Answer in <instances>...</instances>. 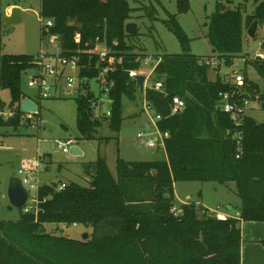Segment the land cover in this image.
<instances>
[{
    "label": "trees",
    "instance_id": "obj_1",
    "mask_svg": "<svg viewBox=\"0 0 264 264\" xmlns=\"http://www.w3.org/2000/svg\"><path fill=\"white\" fill-rule=\"evenodd\" d=\"M255 3L254 12L245 18L241 7L222 4L209 17L207 36L219 66L232 65L239 57L244 33L255 20L264 24V0ZM178 4V12L190 8L189 0ZM132 11L129 0H42L41 7L42 20L54 22L50 32L60 35L63 55H81L82 79L99 76L97 45L111 50L103 64L113 67L107 75L112 85L110 115L105 119L117 132L123 121V97L135 99L140 89L131 73H139L148 58L130 45L140 35L139 25L130 21ZM154 13L153 7L150 17L156 18ZM4 18L0 0V112L16 110L11 118L0 113V125L17 127L22 100L28 97L38 104L22 87L23 74L35 66L36 58L3 53ZM165 23L178 37L182 52L158 56L152 80L162 81L166 91L148 86L144 93L162 116L157 121L159 130L169 133L164 138L167 158L119 157L116 177L106 158L99 156L86 169L87 185L71 182L59 189L61 183L43 184L37 214L20 208L18 219L0 218V264H241V222H264V122L247 115L237 124L220 109L219 94L230 90L231 84L208 77L210 66L201 63L205 57L191 53L177 14L170 13ZM76 33L81 35L79 43ZM252 64L264 78V61ZM244 73L245 92L253 98L258 95L264 109V91ZM5 89L10 90V105L16 108L4 104ZM175 95L186 106L172 113ZM76 100L80 138L92 139L103 122L94 111L98 98L88 89ZM176 181L234 182L242 201L239 216L219 218L196 201L182 203L175 215ZM1 194L0 187V203ZM47 223L83 224L93 231L88 239H76L47 232Z\"/></svg>",
    "mask_w": 264,
    "mask_h": 264
},
{
    "label": "rangeland",
    "instance_id": "obj_2",
    "mask_svg": "<svg viewBox=\"0 0 264 264\" xmlns=\"http://www.w3.org/2000/svg\"><path fill=\"white\" fill-rule=\"evenodd\" d=\"M190 8L187 11H179L178 0H129L132 11L130 21L136 22L140 27V35L131 39L130 45H136L135 52L148 56L143 61V68L139 72L150 77L147 85L153 84L155 77L154 67L158 56L164 53H180L182 46L176 34L166 25L165 20L169 14H177L178 20L185 30L188 38L191 53L207 58H216L218 55L214 51L207 36L209 30V17L217 10L218 4L230 6L231 8L241 7L243 18L254 12L255 0H189ZM4 12L15 8V4L22 10L23 20L20 23L11 24L2 22L3 53L12 54H34L39 53L42 46L48 48L46 39L42 38V0H2ZM155 8L156 18L150 17V9ZM264 41V24L258 26L257 36L252 38L248 35V30L243 36V49L232 65L224 62L221 65H210L208 77L216 80L229 78L234 70L246 71L248 77L258 83L264 91V78L258 68L252 64H246L242 56H254L258 51L264 53V46L260 42ZM46 44V45H45ZM105 45H101L103 47ZM215 62V59H213ZM244 74V73H243ZM245 75V74H244ZM29 75L23 74V90L39 105L41 126L31 125L26 120H21L20 125H0V187L1 219H18L20 208L11 205L7 188L10 177L19 176V170L26 160L41 154L45 161L39 171L38 179L43 184L78 182L82 185L89 183L90 177L86 169L99 157L106 158L108 166L114 176H118L117 161L121 157L125 160H154L166 157L164 148L149 147L146 145L148 136L140 138V132H153L157 139L160 134L156 128L154 110L146 109L147 100L145 93L137 91L136 98L123 97V121L120 131H114L109 126V120L105 119L110 111L111 99L109 93L104 89L100 78H89V91L95 98L101 100V104L94 108L95 115H100L102 125L93 134L92 139L80 138L78 128V94L72 95L62 87L55 91L52 87V96L46 99H38L37 87L28 86ZM61 85H64L62 83ZM146 88V87H145ZM65 92V93H64ZM4 104L10 105L11 93L9 89L1 92ZM2 110V107H0ZM249 115L258 122H264V109L253 101L249 105ZM4 115V114H3ZM5 116V115H4ZM6 117V116H5ZM41 139V140H39ZM74 140L70 145L79 146L83 151L81 155H73L64 152L58 147V140ZM162 143V140H161ZM92 167V166H91ZM175 205L180 206L186 201L204 200L205 205L217 216L221 210L233 211L229 209L230 203L235 205L241 203V198L237 193L234 182L221 184L216 181H176ZM202 191V196L199 192ZM188 195H191L188 198ZM238 204V205H239ZM237 205V204H236ZM238 206H234L236 209ZM215 212V213H214ZM47 232L57 235H65L76 239H83L85 233L91 235L92 227L83 224H57L47 223Z\"/></svg>",
    "mask_w": 264,
    "mask_h": 264
},
{
    "label": "built area",
    "instance_id": "obj_3",
    "mask_svg": "<svg viewBox=\"0 0 264 264\" xmlns=\"http://www.w3.org/2000/svg\"><path fill=\"white\" fill-rule=\"evenodd\" d=\"M13 9H11L12 13ZM8 14L7 12L4 15ZM10 15V14H9ZM42 38L46 39L48 48L42 46L39 53L35 56L36 64L33 68V75H29L28 86L29 87H37L38 89V99H46L52 96L51 89L54 87L55 91H59L62 87L64 90L67 89L69 93L81 94L87 93L89 89V79H82L79 75L81 68V55L78 53L72 55H63V50L61 47V39L59 34H52L50 32V28L54 25L52 19L42 20ZM81 35L76 33L75 41L80 42ZM45 44V45H46ZM260 45L264 46V41L260 42ZM101 44H98L94 49V53H96L99 57V61L97 63L98 68H100V73L98 78H100L101 82L104 85V89L106 92H109L110 82L107 79L108 72L113 70L111 65H103L107 62L109 54L111 50L106 47H100ZM114 57L110 58L109 61H113ZM215 59V62L213 61ZM242 60L246 63H252L255 61H264V53L262 51H258L254 56L244 55L242 56ZM201 63L206 65H213L214 63L218 65L217 58H202ZM244 72L240 70H234L233 74L229 78H225V81L231 84L232 88L228 91L220 92V100L218 102V107L223 111L227 112L232 120L241 124L243 118L249 115L248 109L249 105L256 100L259 104L258 95L253 98L248 95L244 90V86L246 84V75ZM138 72H132L131 75L135 77ZM64 83V85H61ZM151 86H153L156 90L166 91L164 88V84L162 81H156ZM65 93V92H64ZM98 103V104H97ZM101 104V100L98 99L94 101V106L98 107ZM38 112H39V105ZM186 106L185 100L179 96H173L172 102V113H177L183 110ZM146 109L153 110L152 105L147 102ZM4 114L6 118H11L16 115V110H11L9 112H0ZM38 114V113H37ZM37 114L32 112H23L21 119L28 121L31 125L41 126V119L37 118ZM110 115V111L108 113ZM96 117H100L96 116ZM162 118L161 114L154 113L153 119L157 122ZM161 137L163 140L165 137L169 135L168 132H161ZM148 135L147 133L140 132L138 134L139 137H144ZM41 140V139H39ZM74 142V140L69 139L67 141L58 140V147L62 148L64 152H70V145ZM159 139L155 137H151L147 141V146L156 147L158 145ZM3 146V142H0ZM45 161V158L39 154L32 159L26 160L23 167L19 170V177L21 178L25 187L29 190V198L25 205L22 207L24 212H35L37 214L40 210V198H39V190L42 184L39 182L38 174L39 171ZM67 185L66 182H62L59 185V189L65 188ZM173 213L178 215L181 210L179 207L173 208ZM203 210L202 212H205ZM210 214H213L211 210H209ZM215 213V212H214ZM239 216V213L236 214Z\"/></svg>",
    "mask_w": 264,
    "mask_h": 264
},
{
    "label": "crops",
    "instance_id": "obj_4",
    "mask_svg": "<svg viewBox=\"0 0 264 264\" xmlns=\"http://www.w3.org/2000/svg\"><path fill=\"white\" fill-rule=\"evenodd\" d=\"M11 9H13V8H11ZM11 9L7 8V10H9V11L7 12L8 14L5 15V17L9 16V14L11 15V13H10ZM149 76L151 77V74H149ZM150 77L146 76L145 87L151 86L150 84H148V85L146 84L147 79L149 80ZM258 105L261 106L260 103ZM155 124H156V128L160 134L161 131L159 130L156 121H155ZM16 129H17V127H16ZM147 134L148 135H145L144 137L148 136L149 138H151L154 136L153 132H150ZM160 137H161V134H160ZM140 138H143V137H140ZM161 140H162V143H161ZM146 145H147V142H146ZM156 147L164 148V150H165L164 140L162 138L159 139L158 145ZM152 148H155V147H152ZM165 154H166V150H165ZM166 158H167V154H166V157L164 159H166ZM30 159H32V158H30ZM68 183H70V182H68ZM174 185H175V183H174ZM190 196L191 195H188V198ZM199 196L200 197L202 196V191L199 192ZM188 202H191V200L183 202V203H188ZM196 202L198 204L202 205L204 208L209 209L205 205L204 200L201 199V201L197 200ZM236 204L233 205L230 203L229 209L233 210V211L221 210L218 212L217 217L226 218V217H230V216H235L237 213H239V210L242 206V201L240 204L239 203H236ZM234 206H238V207H236V209H234ZM75 225H79V224H75ZM241 233H242L241 264H264V242H263L264 241V222L263 221H245V220H243L241 222Z\"/></svg>",
    "mask_w": 264,
    "mask_h": 264
},
{
    "label": "water",
    "instance_id": "obj_5",
    "mask_svg": "<svg viewBox=\"0 0 264 264\" xmlns=\"http://www.w3.org/2000/svg\"><path fill=\"white\" fill-rule=\"evenodd\" d=\"M226 6H224L225 8ZM23 20L22 10L19 7H15L11 15L5 17L7 23L16 24ZM258 21L255 20L248 29V35L252 38L257 36ZM26 74L33 75V70L29 69ZM145 74H136L134 77V82L140 87L141 92L145 90ZM21 109L23 112H32L34 114L38 113L37 104L30 98H24L21 102ZM70 153L73 155H81L83 151L79 146L73 145L70 149ZM7 195L12 206L17 208H22L29 198V190L23 184L19 176H12L8 182ZM89 234L85 233L83 239H88Z\"/></svg>",
    "mask_w": 264,
    "mask_h": 264
}]
</instances>
